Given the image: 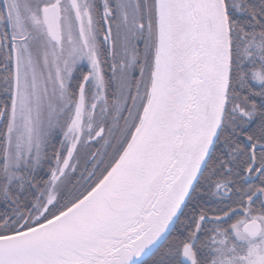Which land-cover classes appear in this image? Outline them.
I'll use <instances>...</instances> for the list:
<instances>
[{"label":"snow or ice","instance_id":"snow-or-ice-1","mask_svg":"<svg viewBox=\"0 0 264 264\" xmlns=\"http://www.w3.org/2000/svg\"><path fill=\"white\" fill-rule=\"evenodd\" d=\"M0 264H264V0H0Z\"/></svg>","mask_w":264,"mask_h":264}]
</instances>
